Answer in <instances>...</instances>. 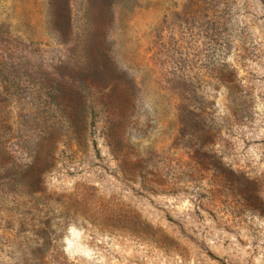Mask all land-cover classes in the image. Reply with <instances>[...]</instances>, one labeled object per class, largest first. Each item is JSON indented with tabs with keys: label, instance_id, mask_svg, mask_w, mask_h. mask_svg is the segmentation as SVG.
Listing matches in <instances>:
<instances>
[{
	"label": "rangeland",
	"instance_id": "1",
	"mask_svg": "<svg viewBox=\"0 0 264 264\" xmlns=\"http://www.w3.org/2000/svg\"><path fill=\"white\" fill-rule=\"evenodd\" d=\"M0 264H264V0H0Z\"/></svg>",
	"mask_w": 264,
	"mask_h": 264
}]
</instances>
